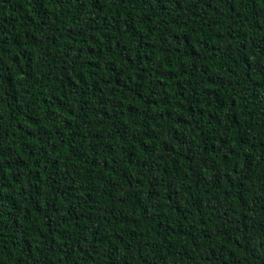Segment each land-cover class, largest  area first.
<instances>
[{
    "label": "trees",
    "instance_id": "1",
    "mask_svg": "<svg viewBox=\"0 0 264 264\" xmlns=\"http://www.w3.org/2000/svg\"><path fill=\"white\" fill-rule=\"evenodd\" d=\"M0 264H264V0H0Z\"/></svg>",
    "mask_w": 264,
    "mask_h": 264
}]
</instances>
